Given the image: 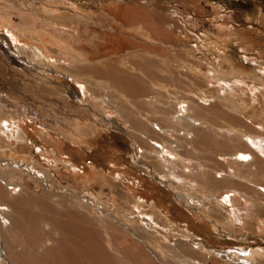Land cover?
<instances>
[{"label": "rangeland", "instance_id": "374dc122", "mask_svg": "<svg viewBox=\"0 0 264 264\" xmlns=\"http://www.w3.org/2000/svg\"><path fill=\"white\" fill-rule=\"evenodd\" d=\"M223 29L264 30V0H0V204L46 212V230L70 225L99 232L106 244H133L147 264H244L228 253L252 249L249 264H264V199L248 202L250 210L239 199L234 209L233 199L206 197L197 182L195 197L175 156L179 135L192 138L186 88L209 85L216 72L202 60L190 77L186 47H196L182 35ZM106 32L132 46L90 60ZM108 61L120 71L115 79L88 68ZM128 86L141 91L131 96ZM231 89L218 103L234 121L252 114L264 126V97H247L245 85ZM132 125L152 129L148 147ZM244 142L262 160L253 165L241 153L248 164L236 170L242 179L253 171L264 192V139ZM53 246L45 242L38 254Z\"/></svg>", "mask_w": 264, "mask_h": 264}, {"label": "crops", "instance_id": "0c3cea01", "mask_svg": "<svg viewBox=\"0 0 264 264\" xmlns=\"http://www.w3.org/2000/svg\"><path fill=\"white\" fill-rule=\"evenodd\" d=\"M182 36L192 39L196 47V51L186 47L185 57L189 63L186 68L190 69V77L198 76L193 68L203 63L202 60L212 63L213 65L209 67L216 71L215 74L210 75L209 85H204L201 79L200 83L195 82V85L188 86L183 96L186 101L185 111L193 118L190 119L199 123L196 125L186 120L184 129L192 135V138L187 140L179 135L181 150L175 155L176 159L181 158L186 166L185 174L188 177L186 181H190L188 191L196 197L195 190L192 188L197 182L198 189L203 191L206 197L218 199L228 196L233 199L234 209H240L235 203L243 199L245 207L250 210L251 203L248 202L264 199L262 186L256 182L257 175L253 171L248 172L249 175L244 174L245 178L242 179V174L236 169L248 164L245 161H239L241 153L253 157V165H258L262 160V157L256 155L244 139H250L253 144L259 143L260 139H264V126L260 122L255 123L251 118L258 115L245 114L241 115L238 122L234 121V112L227 105L218 102L224 101L225 97H232V86L245 85L248 88L247 97H264L262 85L264 82V30H188ZM101 39L102 43L88 50L90 60L99 61L107 49L117 53L125 47L132 46L124 34L106 32L101 35ZM83 49H86V46H83ZM199 52L203 56H198ZM238 59L242 60L244 68H240L235 63ZM214 60L221 61V64L215 63ZM135 62L139 65L144 64V61ZM106 65V69L95 65L88 68L99 70L100 72L96 71L99 77L108 75V71L113 73L110 75L113 79L119 76L120 71L115 63L108 61ZM123 90L135 96L138 95V91H141V86L123 87ZM146 91L148 92L149 89L146 88ZM208 100L210 103H207ZM253 108L251 106L250 110ZM132 127L136 133H143L141 139L137 135L136 138L148 143L146 144L148 147L154 133L152 129L145 127L142 132L138 126L132 125ZM256 173H258L257 170Z\"/></svg>", "mask_w": 264, "mask_h": 264}, {"label": "bare ground", "instance_id": "6f19581e", "mask_svg": "<svg viewBox=\"0 0 264 264\" xmlns=\"http://www.w3.org/2000/svg\"><path fill=\"white\" fill-rule=\"evenodd\" d=\"M34 52L43 55L38 48H34ZM190 121L197 123L192 119ZM24 140L22 134L18 135L17 141L20 144ZM225 201L229 202V198ZM24 203L10 202L6 205L8 210L0 204L2 210L0 213V264H147L148 256L142 250L140 252L132 250L133 244L117 243L114 240L106 244L97 237L99 232L89 234L81 228L70 225L63 227L55 225L52 230H46L47 227L43 228V223L48 221L47 213L41 214L33 209H26L22 206ZM10 207L16 213V217L11 215ZM15 228L18 230L17 234L13 232ZM57 230H59V237L54 239ZM45 242H54L55 246L45 247L42 254H38L39 246ZM122 245L125 247L122 248ZM227 256L242 258L240 262L249 264L252 260L255 262L257 252L255 249L246 253L233 251Z\"/></svg>", "mask_w": 264, "mask_h": 264}]
</instances>
